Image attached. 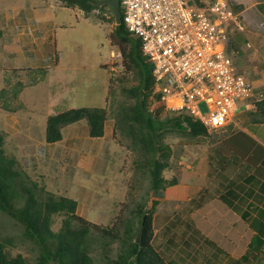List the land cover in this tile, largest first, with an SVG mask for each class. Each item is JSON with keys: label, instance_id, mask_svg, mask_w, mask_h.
<instances>
[{"label": "rangeland", "instance_id": "1", "mask_svg": "<svg viewBox=\"0 0 264 264\" xmlns=\"http://www.w3.org/2000/svg\"><path fill=\"white\" fill-rule=\"evenodd\" d=\"M188 1L190 6H207L214 2ZM234 1L229 0L234 12L247 3L246 0ZM237 19L241 22V18L237 16ZM241 25L244 28L242 22ZM115 27L116 18L108 5L87 14L77 7L67 8L58 0H0L2 147L6 158L14 161L19 180L37 197L41 200L50 196L75 200L77 218L108 232L104 234L92 228L88 237L92 264H114L124 247L128 229L134 232L137 241L135 216L140 206L153 215L154 231H159L153 246L160 250L158 252L165 261L172 253L165 233L166 221L170 218L167 215L185 205L177 203L176 208L173 204L167 206L164 202L165 190L156 194L151 189L145 157L139 150L133 149V139L117 128L113 105L116 101L126 105L132 102L123 89L135 86L137 75L126 71L120 48L112 45L111 35ZM241 33L242 30L234 25L229 27L227 48L240 73L248 66L242 47L249 45ZM246 50V53L251 52V46ZM111 90L116 94L112 103L109 100ZM157 106L167 111L160 102ZM73 108H107L104 136L91 138L87 121L82 120L63 129L62 141L47 143L48 117ZM199 108L202 113L207 112L204 105ZM243 111L244 107L240 106L236 116L245 113ZM231 129L208 131V135L197 139L177 133L163 137L162 142L170 149L169 167L162 172L165 180L178 179L180 182L195 183V187L206 182V186L212 188L220 173L219 164L214 165V157L221 155L215 151L216 146L224 149L220 146L224 134L226 137H237L244 131L236 126L234 131ZM236 149L244 151L242 143L232 142V146L225 151L229 153ZM215 182L216 185L219 183L217 179ZM153 201L158 204L152 208ZM210 205L213 206L212 203ZM190 213V207L183 212L176 210L175 220L186 218L183 221H187L184 225L188 226V219L199 218ZM67 217L66 214L54 215L52 230L58 232ZM260 221L264 226L262 214L251 223H255L256 227ZM73 222L75 227L80 224L78 219ZM173 228L178 229L179 226ZM223 233L226 234L225 231ZM211 237L217 238L226 250L231 243L229 239L237 243L240 239L236 232L226 238L217 232L213 236L211 231ZM0 240L6 242L9 256L21 255L28 264H37V246L24 237L18 221L1 211ZM192 241L189 244L191 251L199 253L198 257H203L201 253L208 251L207 259L212 258L209 254L215 251L212 244L201 245L199 237H194ZM180 247L186 248L187 245L181 243ZM235 250L237 248L230 253Z\"/></svg>", "mask_w": 264, "mask_h": 264}, {"label": "trees", "instance_id": "2", "mask_svg": "<svg viewBox=\"0 0 264 264\" xmlns=\"http://www.w3.org/2000/svg\"><path fill=\"white\" fill-rule=\"evenodd\" d=\"M67 8H75L89 14L99 8L100 0H58ZM113 11V10H112ZM112 45L120 48L123 64L127 72L137 75V84L124 88V93L132 102L127 105L113 101L117 128L123 135L133 139V149L139 150L145 157V166L151 177V189L158 194L167 187L176 185L179 180L166 181L162 172L169 167L170 156L163 137L170 133L183 134L191 139L208 135L204 125L184 112L165 111L156 107L159 102L154 94L155 79L153 65L147 61L141 50V42L134 38L121 23L116 25L111 35ZM113 79L110 80L112 85ZM112 103L116 95L109 93ZM264 105V100L259 102ZM165 111V113H164ZM107 108H73L49 116L46 124L45 140L55 144L63 140V129L69 125L86 120L89 136L102 138L105 134ZM229 126V125H228ZM3 137L0 136V211L18 221L23 228L24 237L38 248L37 264H92L93 259L88 247V237L92 228L108 234L96 225L77 218L75 200L50 196L41 200L19 180V173L14 170V161L6 158L3 149ZM158 204L153 201L152 208ZM66 214L61 229L54 232L51 221L54 215ZM137 219V241L131 229L127 230L124 247L114 264H167L153 246L155 238L154 218L140 206L135 216ZM78 219L75 227L73 220ZM134 224V223H133ZM0 264H28L19 255L11 257L6 251V242L0 240Z\"/></svg>", "mask_w": 264, "mask_h": 264}, {"label": "crops", "instance_id": "3", "mask_svg": "<svg viewBox=\"0 0 264 264\" xmlns=\"http://www.w3.org/2000/svg\"><path fill=\"white\" fill-rule=\"evenodd\" d=\"M246 2L241 4L239 10L233 12L241 18L244 24L241 34L252 48L251 52L246 53V48L249 47H242V54L244 53L248 66L241 69V73L253 85L257 106L249 114L245 111L239 116L235 115L232 123L227 126L232 127V131L235 126L240 127L244 130L243 133H238L237 137H226L224 134L220 143L224 149H218L219 145L216 146L215 151L221 155L214 157V165L219 164L217 167L220 173L213 181L212 188L206 186V182L205 186L195 187V183L179 181L165 189L164 202L167 206L173 204V208H176L177 203H180L186 207L176 210L183 212L190 207V214L199 216L188 219L189 225L185 226L187 221L183 220L186 218L175 220L176 210L167 215L170 218L166 221L165 233L172 250L170 257L165 259L167 264H264L263 222L260 221L256 227L255 223H251L255 217L264 215V105H259V102L264 100V0ZM232 142L242 143L244 151L236 149L227 153L225 150L232 146ZM216 179L219 182L217 185ZM175 225L179 228L172 229ZM211 231L213 236L217 232L226 238L236 232L240 239L238 243L229 239L232 244L230 243L226 250L217 238L211 237ZM158 232H155V238ZM194 237L200 238L201 245L214 246L215 251L209 253L212 258L207 259L208 251L201 253L203 257H198L199 253L191 251L189 244L193 242ZM181 243H185L187 247L181 248ZM235 248L237 250L230 253ZM162 257L164 258L163 255Z\"/></svg>", "mask_w": 264, "mask_h": 264}, {"label": "built area", "instance_id": "4", "mask_svg": "<svg viewBox=\"0 0 264 264\" xmlns=\"http://www.w3.org/2000/svg\"><path fill=\"white\" fill-rule=\"evenodd\" d=\"M121 0V21L153 65L154 94L209 131L228 126L239 107L256 108L253 85L227 53L231 25L242 30L228 0ZM170 104L174 106H169ZM204 105L206 113L199 108Z\"/></svg>", "mask_w": 264, "mask_h": 264}, {"label": "water", "instance_id": "5", "mask_svg": "<svg viewBox=\"0 0 264 264\" xmlns=\"http://www.w3.org/2000/svg\"><path fill=\"white\" fill-rule=\"evenodd\" d=\"M96 6L102 7L108 5L114 12V16L116 18V25L121 24V10H120V0H100L95 3Z\"/></svg>", "mask_w": 264, "mask_h": 264}, {"label": "clouds", "instance_id": "6", "mask_svg": "<svg viewBox=\"0 0 264 264\" xmlns=\"http://www.w3.org/2000/svg\"><path fill=\"white\" fill-rule=\"evenodd\" d=\"M120 6V5H119ZM121 10V9H120ZM122 15V14H121ZM121 23H122V21H121ZM141 47H142V45H141ZM142 50V49H141ZM121 57H122V54H121ZM122 59H123V57H122ZM148 61V60H147ZM149 62V61H148ZM155 87V86H154ZM156 95V94H155ZM157 96V95H156ZM158 100H159V98H158ZM160 102V101H159ZM161 103V102H160ZM162 104V103H161ZM163 105V104H162ZM256 106H257V103H256ZM256 109V108H255ZM254 110V109H253ZM253 110H250V111H253ZM168 111V110H167ZM248 112V111H247ZM185 113V112H184ZM230 125V124H229ZM227 127V126H226ZM225 128V127H224Z\"/></svg>", "mask_w": 264, "mask_h": 264}]
</instances>
